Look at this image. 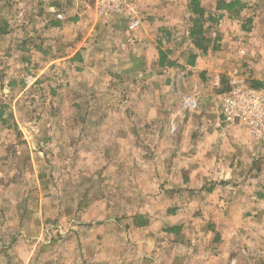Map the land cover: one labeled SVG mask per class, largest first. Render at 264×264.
I'll return each instance as SVG.
<instances>
[{"label": "crops", "instance_id": "crops-1", "mask_svg": "<svg viewBox=\"0 0 264 264\" xmlns=\"http://www.w3.org/2000/svg\"><path fill=\"white\" fill-rule=\"evenodd\" d=\"M110 1L100 13L101 0H0V43L12 37L6 58L23 50L71 75L90 69L126 95L117 111L103 105L108 117L71 120L87 124L81 139L102 134L114 151L105 159L124 158L115 169L93 168L121 195L120 212L105 209L87 231L27 230L25 201H0V264H264V131L221 114L233 72L264 89V0H197L205 50L190 37L191 0ZM233 2L240 7L229 13ZM15 31L25 45H15ZM133 151L142 165L128 164ZM93 198L89 205H108Z\"/></svg>", "mask_w": 264, "mask_h": 264}, {"label": "rangeland", "instance_id": "rangeland-1", "mask_svg": "<svg viewBox=\"0 0 264 264\" xmlns=\"http://www.w3.org/2000/svg\"><path fill=\"white\" fill-rule=\"evenodd\" d=\"M104 33L101 31L97 36L89 33L86 37L103 38ZM15 34L19 41L15 45L23 46L24 35L21 31H15ZM242 37L245 42L246 36ZM11 39L6 36L0 43V111L7 124L15 125V129L7 130V126H1L0 122V201L2 204H7L4 201H25L24 211L33 216L28 221L27 230L42 225L49 231L56 230L57 226L64 231H87L94 224L100 226L101 222L92 221L104 214L105 209L113 215L120 212L121 206H115L114 202L120 194L113 186L104 185V173L93 172V168L112 166L115 169L124 158L111 156L105 159L107 148L102 134L90 140L81 139L79 134L87 124L72 125L71 120L108 117L107 110L111 109L103 105L111 103L117 111L126 95L111 93L108 79L102 73L93 76L90 69L85 71L84 68L71 75L73 71L68 74L67 68L55 67L37 53H33L35 56L29 61L28 51L16 49L14 57L8 59L5 44ZM44 49L49 48L44 46ZM75 65L72 70L79 69V63ZM91 104H94L93 108ZM95 128L101 130L99 133L107 130L103 125ZM9 136L13 140L10 145L6 142ZM120 141L118 138L116 142ZM133 155V158L126 159L131 167L141 161L140 157L136 162V151ZM111 177H118V174L112 173ZM94 192L95 201H99V197L104 201L107 197L108 205L103 202L89 205L94 201ZM21 208L22 205L14 214L18 215ZM82 238L86 240V235L79 239Z\"/></svg>", "mask_w": 264, "mask_h": 264}, {"label": "built area", "instance_id": "built-area-1", "mask_svg": "<svg viewBox=\"0 0 264 264\" xmlns=\"http://www.w3.org/2000/svg\"><path fill=\"white\" fill-rule=\"evenodd\" d=\"M98 1V0H96ZM110 0H101L100 13L109 7ZM61 18L60 15L57 16ZM137 25L135 21L131 28ZM243 54V51H240ZM229 90L222 95L221 114L227 124L238 123L244 129L260 134L264 131V89L248 83L241 74L233 72L228 76Z\"/></svg>", "mask_w": 264, "mask_h": 264}, {"label": "trees", "instance_id": "trees-1", "mask_svg": "<svg viewBox=\"0 0 264 264\" xmlns=\"http://www.w3.org/2000/svg\"><path fill=\"white\" fill-rule=\"evenodd\" d=\"M231 6H233V7H240V5L237 2H233V3L225 6L227 12L232 11ZM191 9H192V12L195 15H198V19L195 21V26L193 27V29L190 32V37L192 39V42H193L194 46L197 49H199V50H205L203 45H204V43L206 41L204 40L203 31H202L201 25L199 23V18H201V13L202 12H201V9L199 8V5H198L197 0H191ZM1 25L2 26H0V36L7 33V25L6 24H1ZM247 30H248V28H247ZM193 58L194 57H192V59ZM163 59H164V57H161V60H163ZM252 86L254 87V85H252ZM0 122H1V126H3V127L4 126H7V130H10L9 128L15 129V125H9V124H7V120L3 117L2 111H0Z\"/></svg>", "mask_w": 264, "mask_h": 264}]
</instances>
